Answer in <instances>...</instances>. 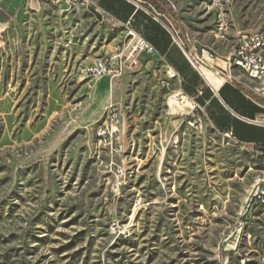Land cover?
<instances>
[{
  "label": "rangeland",
  "instance_id": "rangeland-1",
  "mask_svg": "<svg viewBox=\"0 0 264 264\" xmlns=\"http://www.w3.org/2000/svg\"><path fill=\"white\" fill-rule=\"evenodd\" d=\"M168 1L218 79L212 62L229 44L213 38L203 0ZM27 8L29 30L0 34V264H264V203L243 215L260 151L209 124L188 128L168 104L174 86L152 71L91 78L102 50L113 41L119 53L128 37L89 2ZM233 18L264 30V0H234Z\"/></svg>",
  "mask_w": 264,
  "mask_h": 264
},
{
  "label": "built area",
  "instance_id": "built-area-1",
  "mask_svg": "<svg viewBox=\"0 0 264 264\" xmlns=\"http://www.w3.org/2000/svg\"><path fill=\"white\" fill-rule=\"evenodd\" d=\"M221 2L229 3V11L221 12ZM234 0H203L201 9L210 16L213 21L212 36L214 39H222V43H229V50L222 59L215 57L223 63V70H215V74L224 82H234L237 86L244 89L246 94L253 98L264 111V30L243 32L240 31L235 22H228V15H233ZM174 41L184 54L191 67L197 70L200 61L195 58L190 48L186 49L179 39L177 33L169 30ZM128 42L122 51L112 56L96 59L92 66L86 69L87 74L93 79L103 77L116 78L122 74L135 70L139 66V56L141 54H156L155 48L143 39L134 30L127 31ZM230 65H237V74H230ZM198 71V70H197ZM158 83L161 87L170 88L175 84V92L170 96L169 106L179 108L185 118V124L190 129L199 130L203 125L209 124L206 107L199 104L196 99L186 94L182 89L183 79L169 65H163L156 71ZM240 77L250 78V86L240 85ZM115 110L111 111L114 117ZM248 124L264 126L250 120H244ZM117 132L116 123L111 124V132H104L103 126L99 127L96 136L99 143L109 144L113 134ZM227 139H235L231 131L224 132ZM237 140V139H235ZM238 141V140H237ZM238 144H242L238 141ZM260 151V164L263 165V172L254 181L253 189L250 193L248 202L243 215H246L252 204L264 203V145H246Z\"/></svg>",
  "mask_w": 264,
  "mask_h": 264
},
{
  "label": "crops",
  "instance_id": "crops-1",
  "mask_svg": "<svg viewBox=\"0 0 264 264\" xmlns=\"http://www.w3.org/2000/svg\"><path fill=\"white\" fill-rule=\"evenodd\" d=\"M33 1L38 0H0V34L8 32L11 35H15V39H18L19 35L29 30L32 16H30L31 12L28 11L27 3ZM166 1L171 5L168 0ZM88 2L91 7L95 8L96 12L100 10L101 13L106 15L109 21L112 22L111 26L121 28L122 32L134 30L148 43L154 42V45L150 44L155 48L156 54H141L139 66L134 70L135 72L148 73L152 71L154 76H156V71L166 64L171 66L185 80V84L189 81L194 71L191 66L188 68V61L184 57L183 52L164 26L163 23H170L169 21L163 20L162 17L160 18L162 23L150 14V9L152 8L141 4L150 11L149 13L130 0H85V4H88ZM22 4L26 6L25 11ZM183 33L186 37L184 30ZM112 43L113 41L108 46L112 45ZM107 47L102 52L109 54V56L114 55L117 51L115 46L113 48ZM94 53L97 56L101 52L95 51ZM204 54H206L205 51L203 56ZM188 69H191L190 73H188ZM235 74H237V71H235ZM202 80L204 83H202L200 78L195 81V85H193L194 93L191 96L199 104L206 107L209 125L221 132L231 131L233 137L242 144L264 145V126L244 122V120L256 121L262 116L263 111L253 98L248 96L244 89L237 86L234 82L220 81L221 84H219L218 90L214 91L206 84L203 78ZM172 86L175 89L174 83H172ZM219 91H221L228 105L220 99ZM250 117H253V119H250Z\"/></svg>",
  "mask_w": 264,
  "mask_h": 264
},
{
  "label": "trees",
  "instance_id": "trees-1",
  "mask_svg": "<svg viewBox=\"0 0 264 264\" xmlns=\"http://www.w3.org/2000/svg\"><path fill=\"white\" fill-rule=\"evenodd\" d=\"M139 1L145 7H149L155 10L159 15L163 17V20L166 19L167 21H169L170 25L172 26L173 30L177 33L184 47L188 49L187 40L183 33L182 28L179 25L178 17L176 13L174 12L173 8L171 7V5L166 0H139ZM150 43L154 45L153 41H151ZM187 65L189 68L190 66L189 63ZM188 71H189L188 73H190L191 69L190 70L188 69ZM194 76L198 77L197 75H194ZM195 81L196 80L191 77L189 81H187V83L185 84V80L183 79L182 89L186 94L192 95L194 93L193 85H195ZM219 97L222 101H224L228 105V102H226V99H224V96L222 95L221 91H219ZM250 119H253V117H250Z\"/></svg>",
  "mask_w": 264,
  "mask_h": 264
},
{
  "label": "bare ground",
  "instance_id": "bare-ground-1",
  "mask_svg": "<svg viewBox=\"0 0 264 264\" xmlns=\"http://www.w3.org/2000/svg\"><path fill=\"white\" fill-rule=\"evenodd\" d=\"M205 1H212V0H205ZM203 5V1H202V4L201 6ZM229 11V3L228 2H221V12H228ZM228 22H235L234 21V18H233V15H228ZM218 40H221L222 39H218ZM229 44V43H228ZM214 62L216 63V68L217 69H220V70H223L224 68V65L222 62L220 61H213L212 64L214 65ZM218 63V65H217ZM220 67V68H219ZM232 69H237V65H230V71ZM197 70L198 72L200 73V75L202 76V78L204 79V81L206 82L207 85H209L214 91H217L218 88H219V84H221L220 81L224 82L220 77H218V80L213 74L212 72H210L209 70L203 68L202 66H197ZM216 75V74H215ZM217 76V75H216ZM242 86H250V78L248 77H245V80L243 81V83H240ZM262 97H264V90H262ZM111 112V111H110ZM111 114V113H110ZM109 127L111 128V124L110 126H107V125H104L103 126V131L104 132H111L109 130ZM235 140V139H233ZM236 142H238L236 140Z\"/></svg>",
  "mask_w": 264,
  "mask_h": 264
}]
</instances>
